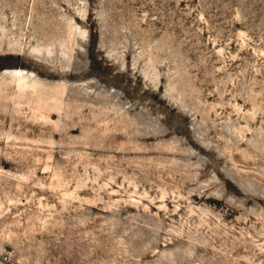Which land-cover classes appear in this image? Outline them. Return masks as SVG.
<instances>
[{"label": "rangeland", "instance_id": "374dc122", "mask_svg": "<svg viewBox=\"0 0 264 264\" xmlns=\"http://www.w3.org/2000/svg\"><path fill=\"white\" fill-rule=\"evenodd\" d=\"M0 264H264V0H0Z\"/></svg>", "mask_w": 264, "mask_h": 264}]
</instances>
